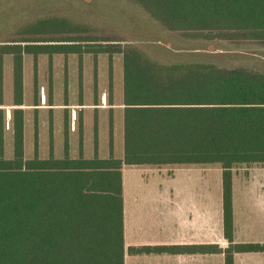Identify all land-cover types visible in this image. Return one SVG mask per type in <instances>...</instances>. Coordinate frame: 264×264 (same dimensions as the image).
<instances>
[{
	"label": "trees",
	"instance_id": "1",
	"mask_svg": "<svg viewBox=\"0 0 264 264\" xmlns=\"http://www.w3.org/2000/svg\"><path fill=\"white\" fill-rule=\"evenodd\" d=\"M184 40H230L264 47V0H124ZM89 27L62 17L25 26L0 44L13 57V153L0 138V264H124V165L219 163L222 231L216 242L183 252H264V242L234 239L232 168L264 163V70L215 60L164 61L132 41L82 35ZM122 55L123 154L115 157L24 153L23 69L26 54ZM214 56V54H211ZM111 57V56H110ZM82 143V134H80ZM164 246L129 248L160 252Z\"/></svg>",
	"mask_w": 264,
	"mask_h": 264
},
{
	"label": "rangeland",
	"instance_id": "2",
	"mask_svg": "<svg viewBox=\"0 0 264 264\" xmlns=\"http://www.w3.org/2000/svg\"><path fill=\"white\" fill-rule=\"evenodd\" d=\"M62 17L76 24L89 27L88 32L96 38L132 41L155 55L160 60L176 59L215 60L221 65L240 66L264 70V47L256 43H234L230 40H184L163 30L144 14L139 7L124 0H0V44L32 36L21 30L38 19ZM211 54H214L211 55ZM111 56V57H110ZM23 122L24 153L27 158L36 153L40 157L64 156L65 133L68 137L69 155L93 157L97 150L99 157H108L112 147L113 155L123 154V122L118 106L113 108L112 134H109V108L100 102L102 97L112 99L115 104L122 100L123 68L122 55L106 53L94 56L78 54H26L23 69ZM13 57L3 54L0 59V138L2 136L6 157L13 153V122L15 113L13 93ZM97 101V102H96ZM99 104V107L79 108ZM77 109V117L68 119L66 127L65 110ZM85 122L82 143L79 125ZM77 128H70V121ZM113 139V141H112ZM112 142V145L110 144ZM155 165H126L133 169ZM164 167L206 168V192L213 194V215L210 240L221 246L228 241L223 236L222 216L217 207L221 205V166L219 163L205 164H163ZM137 177L132 176L126 185L133 192L141 189ZM234 239L236 241L264 242V163L240 164L232 168ZM152 189V188H144ZM131 197V196H130ZM253 201V202H252ZM160 220L146 215L133 219L145 233L155 232ZM159 225V223H158ZM144 258V257H143ZM156 257L150 258L154 263ZM128 264H134L128 257ZM180 264H223V254L210 257H180ZM153 263V264H154ZM235 264H264V252L238 253Z\"/></svg>",
	"mask_w": 264,
	"mask_h": 264
},
{
	"label": "crops",
	"instance_id": "3",
	"mask_svg": "<svg viewBox=\"0 0 264 264\" xmlns=\"http://www.w3.org/2000/svg\"><path fill=\"white\" fill-rule=\"evenodd\" d=\"M96 102L92 105L80 103L78 107L90 106L97 108L99 104ZM100 102L110 109L109 134H112L113 108L118 106L123 122L125 105L123 100L119 104H115L112 99L107 100L104 97H102ZM71 116L77 117V109L75 107H72L70 111L67 108L65 110L66 127ZM81 120L79 134H84L85 122L83 118ZM70 128H77L74 120L70 121ZM110 144L112 145V142ZM162 165L144 166L127 170L124 169L126 165L122 167L124 264H128V257L133 258L134 264H153L154 262L150 258L156 257L163 258H157L154 264H180V257L196 256L201 259L211 256L210 253L181 251V248L185 250L184 245L209 244L212 242L210 240V230L213 215V194L211 195L210 180L209 194L206 192L205 166L180 168L164 167ZM134 175L137 177V182L141 183V189L132 196L134 191L130 189L131 186L128 185L127 187L126 182L129 179L130 184L132 181L131 177H134ZM217 208L222 216V196L221 205ZM142 215L160 220L158 222L159 225L157 223L156 231L152 232V234L149 232L145 233L133 222V219H140ZM141 246H164L170 248L171 251L167 249L160 252L129 251V248Z\"/></svg>",
	"mask_w": 264,
	"mask_h": 264
}]
</instances>
